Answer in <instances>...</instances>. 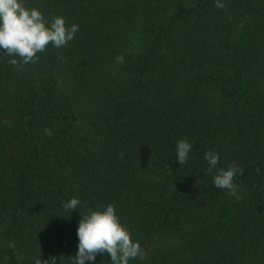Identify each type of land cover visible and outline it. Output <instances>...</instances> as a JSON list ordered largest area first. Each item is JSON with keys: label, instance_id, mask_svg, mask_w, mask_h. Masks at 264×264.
Returning a JSON list of instances; mask_svg holds the SVG:
<instances>
[{"label": "trees", "instance_id": "1", "mask_svg": "<svg viewBox=\"0 0 264 264\" xmlns=\"http://www.w3.org/2000/svg\"><path fill=\"white\" fill-rule=\"evenodd\" d=\"M221 2L24 0L78 31L19 67L0 50V264H73L109 203L129 264H264V0ZM232 163L239 200L213 184Z\"/></svg>", "mask_w": 264, "mask_h": 264}, {"label": "clouds", "instance_id": "2", "mask_svg": "<svg viewBox=\"0 0 264 264\" xmlns=\"http://www.w3.org/2000/svg\"><path fill=\"white\" fill-rule=\"evenodd\" d=\"M218 9L225 8L221 0H216ZM78 26H68L63 16H56L49 21L36 7H28L24 0H0V50L10 57V64L19 67L20 64L35 63L38 53L46 50L50 44L61 48L73 40ZM117 62L123 63L122 55L116 57ZM192 145L187 139H181L176 144L175 155L180 165L188 160ZM121 155H123L121 153ZM209 171L216 167L219 156L214 151L205 153ZM243 172L239 165L232 163L227 168L217 170L213 184L218 189L227 190L229 195L236 197L239 186L234 183L237 173ZM260 170L257 169L259 174ZM80 203L73 197L63 204L64 209H76ZM77 236L78 251L73 257V264H85L92 261L95 264L97 254L110 256L111 264H129L130 260L144 258V250L139 241L131 238L128 227L121 223L115 206L109 203L103 208L89 210L79 220ZM56 257L42 260L41 256L35 264H56Z\"/></svg>", "mask_w": 264, "mask_h": 264}]
</instances>
